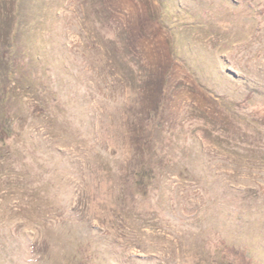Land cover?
Instances as JSON below:
<instances>
[{"label": "rangeland", "instance_id": "1", "mask_svg": "<svg viewBox=\"0 0 264 264\" xmlns=\"http://www.w3.org/2000/svg\"><path fill=\"white\" fill-rule=\"evenodd\" d=\"M0 94V264H264V0H0Z\"/></svg>", "mask_w": 264, "mask_h": 264}, {"label": "trees", "instance_id": "2", "mask_svg": "<svg viewBox=\"0 0 264 264\" xmlns=\"http://www.w3.org/2000/svg\"><path fill=\"white\" fill-rule=\"evenodd\" d=\"M111 44L113 46L115 55L118 58V60H120L123 63L126 62L127 61L126 51L120 34L114 33L113 39L111 40ZM3 60L6 63H11V65L10 64L9 65L12 67V72L10 70H7L5 73L2 71L1 78L9 79L11 78V76L13 77L14 71L19 70L20 62L13 57V53L11 49L10 51L3 53ZM33 76L36 77V74L33 73ZM37 80H35V92L38 95L39 99L43 101L45 100V98L47 99V97L48 98L50 97L53 99L51 102L58 103V99L54 94L50 93L48 86L45 85L42 81L39 82ZM51 95H53V97H51ZM1 96L2 95L0 94V97ZM247 103L248 100L245 99V100L235 101L232 104L234 107L243 108L244 106L247 105ZM6 109H7L6 106L0 105V149L8 146V142H7L8 138L13 136L17 132V130L10 123V113ZM253 115L254 116L256 115L257 118L260 119L262 123H264V106H261L259 109L255 110ZM148 120H149L148 122L150 121L152 122L153 119L150 116ZM143 129L144 131H147L145 127ZM145 151H146L145 154L147 153L150 158L154 157V151L151 150V148L148 145ZM149 163L150 162L143 164L139 162V164L136 165V167L130 173V177L132 179L133 194L135 196L147 197L149 195L150 190L154 186L155 173H154V169L151 168V165ZM226 256H229L230 258L233 259V262L236 261L237 263L238 255H235L232 252H230L226 254Z\"/></svg>", "mask_w": 264, "mask_h": 264}]
</instances>
